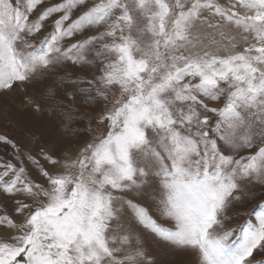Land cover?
Instances as JSON below:
<instances>
[{"label": "snow or ice", "instance_id": "snow-or-ice-1", "mask_svg": "<svg viewBox=\"0 0 264 264\" xmlns=\"http://www.w3.org/2000/svg\"><path fill=\"white\" fill-rule=\"evenodd\" d=\"M9 96L0 264H264V0H0Z\"/></svg>", "mask_w": 264, "mask_h": 264}, {"label": "rangeland", "instance_id": "rangeland-1", "mask_svg": "<svg viewBox=\"0 0 264 264\" xmlns=\"http://www.w3.org/2000/svg\"><path fill=\"white\" fill-rule=\"evenodd\" d=\"M45 121L46 117L40 113L32 112L30 107L24 105L19 97H0V131H6V122H10L12 128L16 129V131L22 132L24 129L20 126L27 125L37 135H41L44 131ZM72 151L75 152L76 149L73 148ZM248 209L260 210L254 208L252 204L248 205ZM242 210L247 211V209ZM190 259L188 256L166 251H161L159 254L160 264H189Z\"/></svg>", "mask_w": 264, "mask_h": 264}]
</instances>
